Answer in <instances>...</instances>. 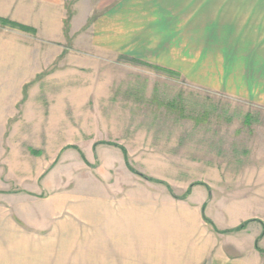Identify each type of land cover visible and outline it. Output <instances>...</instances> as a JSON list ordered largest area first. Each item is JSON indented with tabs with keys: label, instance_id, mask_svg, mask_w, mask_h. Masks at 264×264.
<instances>
[{
	"label": "rangeland",
	"instance_id": "1",
	"mask_svg": "<svg viewBox=\"0 0 264 264\" xmlns=\"http://www.w3.org/2000/svg\"><path fill=\"white\" fill-rule=\"evenodd\" d=\"M66 5L65 40H29L51 65L20 62V99L0 121V264H93L98 217L126 199L139 229L146 194L181 200L192 181L206 183L192 190L208 193L214 228L263 230L264 166L250 146L264 107L250 92L264 91V0L84 4L74 29Z\"/></svg>",
	"mask_w": 264,
	"mask_h": 264
},
{
	"label": "crops",
	"instance_id": "2",
	"mask_svg": "<svg viewBox=\"0 0 264 264\" xmlns=\"http://www.w3.org/2000/svg\"><path fill=\"white\" fill-rule=\"evenodd\" d=\"M66 4H73V15L68 22L71 28L68 29H74L76 24L73 21L77 22L74 18L83 16L81 9L84 4H90V7L91 4H212V0H73L71 3L69 0H0L1 19L33 29V32L27 33L19 32L13 26L0 25V121L11 120L15 112V101L20 99V84L15 82V72H19L21 63L27 62L23 69L25 73L41 72L51 65V51L40 48L37 55L28 48L29 40L34 49L37 37L49 42L65 40L64 24L68 16ZM88 15L90 14L87 13L86 16ZM78 29L79 27L75 28V31ZM22 40L26 43L22 44ZM132 55L136 56L137 53ZM243 86L246 87L245 84ZM259 88L264 89V86ZM242 91L244 94L246 90L242 88ZM250 94L251 98L258 100L257 105L264 107V91L256 93L253 90ZM251 119L250 114H245L243 121L248 123ZM252 137L250 147L254 153L259 154L263 167L264 125L253 129ZM12 155L15 159V148ZM2 157L5 158L4 153ZM150 181L162 185L166 183L167 190L170 187L162 179L153 178ZM254 182L264 186V180H259V177ZM204 184L206 183L202 181L190 182L185 191L178 198L175 197L181 200H174L169 195L157 192L146 194L140 205L139 229L133 231L130 227L132 219L126 210L130 206L125 204L126 199L119 200L114 214L107 212V216L102 214L96 219L102 228L94 231V237L97 236L94 250L98 260L93 264H264V253L255 247L262 231L261 225L260 231L258 228L246 231L244 238L243 231L247 227L228 232L225 230L235 228L238 224L218 228L214 223L213 230L203 219L208 193L207 196L204 193L198 196L192 188ZM260 191L264 194V187ZM3 195L0 192V196ZM165 198L168 201L167 207L158 203ZM105 205L108 206V200ZM263 237L264 234L258 243ZM137 240L138 246L135 245Z\"/></svg>",
	"mask_w": 264,
	"mask_h": 264
},
{
	"label": "trees",
	"instance_id": "3",
	"mask_svg": "<svg viewBox=\"0 0 264 264\" xmlns=\"http://www.w3.org/2000/svg\"><path fill=\"white\" fill-rule=\"evenodd\" d=\"M0 21H2L4 24H7V23H8L7 21L2 20L1 18H0ZM9 23H10L11 25L15 26V27L20 28V29H23V30H30V31L33 32V29H32V28H28V27H26V26H23V25H20V24H17V23H11V22H9ZM108 144H112V143H109V142H108ZM125 155H126V153H125ZM133 172H135L136 174H138V175H140V176H142V177H144V178L150 180V178H148V177L142 175L141 173H139V172H137V171H135V170H134ZM159 182H161V181H159ZM168 189H169V187H168ZM170 192H171V190H170ZM171 193H172V192H171ZM172 195H173L174 197H177V196L174 195V193H172ZM203 219H204L206 222H208V223L214 228L213 222H212L210 219H208V218L204 215V213H203ZM244 227H245V224L242 223V224L236 226L235 228H232V229H230V230H225V231H228V232H231V231H238V230L243 229ZM214 229H215V228H214ZM261 233H262V234H260V235L262 236L263 233H264V229L262 230ZM259 238H260V236H259ZM259 238H257V240H256V242H255V247H256V249H258L261 253H264V249L260 248L259 245H258V240H259Z\"/></svg>",
	"mask_w": 264,
	"mask_h": 264
}]
</instances>
